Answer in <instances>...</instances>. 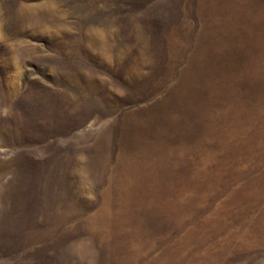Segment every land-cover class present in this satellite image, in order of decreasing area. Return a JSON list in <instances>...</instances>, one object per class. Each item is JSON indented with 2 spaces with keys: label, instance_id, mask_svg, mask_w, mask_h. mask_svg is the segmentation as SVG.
Returning <instances> with one entry per match:
<instances>
[{
  "label": "rangeland",
  "instance_id": "374dc122",
  "mask_svg": "<svg viewBox=\"0 0 264 264\" xmlns=\"http://www.w3.org/2000/svg\"><path fill=\"white\" fill-rule=\"evenodd\" d=\"M0 264H264V0H0Z\"/></svg>",
  "mask_w": 264,
  "mask_h": 264
},
{
  "label": "bare ground",
  "instance_id": "6f19581e",
  "mask_svg": "<svg viewBox=\"0 0 264 264\" xmlns=\"http://www.w3.org/2000/svg\"><path fill=\"white\" fill-rule=\"evenodd\" d=\"M140 144L143 145V143L141 141H139ZM160 149H157L158 152L162 153V155H158L160 158L162 157V159H169L172 157V150L171 149H166V153L164 152V148L161 146L160 143H158ZM167 148V147H166ZM147 152L144 153V155ZM143 154H140L139 156L135 157L133 156L131 159H121L120 161V165L118 164V167H120L122 169V172H124V178H122L119 182H118V187L120 191L125 192V190H128V188H130V186H133L137 180L140 181V179L145 175L144 171L147 172L148 168L146 166V160H150V162H152V167L151 169L159 162L158 159L152 155H150V153H147L145 156ZM116 164V165H117Z\"/></svg>",
  "mask_w": 264,
  "mask_h": 264
}]
</instances>
